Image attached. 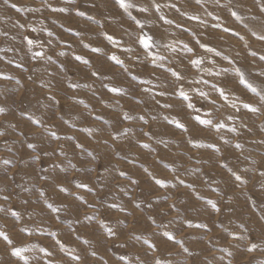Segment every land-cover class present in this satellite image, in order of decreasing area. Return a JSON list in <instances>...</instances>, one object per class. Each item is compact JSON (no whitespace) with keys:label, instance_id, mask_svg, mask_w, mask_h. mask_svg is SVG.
I'll list each match as a JSON object with an SVG mask.
<instances>
[{"label":"rangeland","instance_id":"obj_1","mask_svg":"<svg viewBox=\"0 0 264 264\" xmlns=\"http://www.w3.org/2000/svg\"><path fill=\"white\" fill-rule=\"evenodd\" d=\"M125 3L0 0V264H264V0Z\"/></svg>","mask_w":264,"mask_h":264},{"label":"snow or ice","instance_id":"obj_2","mask_svg":"<svg viewBox=\"0 0 264 264\" xmlns=\"http://www.w3.org/2000/svg\"><path fill=\"white\" fill-rule=\"evenodd\" d=\"M6 2H7V0H6ZM116 2H117L122 8L128 6V5L125 3V0H116ZM197 2H199V0H197ZM13 7H15V5H13ZM142 10H146V9H142ZM61 11H63V9H61ZM81 14H82V13H81ZM232 14H233V15H236L235 12H233ZM107 38H108L109 40L112 39L111 37H107ZM149 39H150V38L140 37V38H139V43H141L145 48H147V47L149 46ZM260 39H264V36L260 37ZM29 43H31V41H29ZM201 47H204V45H201ZM93 51H99V49H93ZM61 54H63V53H61ZM76 59H77V60H80L81 57L77 56ZM113 59H115V57H113ZM84 63H87V61H84ZM117 63H119V61H117ZM93 74L95 75V73H93ZM241 83H246V82L243 80V78H241ZM248 87L251 88V85H248ZM251 90H252V91H256L255 88H251ZM110 91H112V92H119L120 90L117 89V88H112V89H110ZM222 94H223V93H222ZM180 95L183 96L184 93L181 92ZM202 95H203V93H202ZM262 99H264V97H262ZM189 107H191V105H189ZM245 107H248V105H245ZM0 111H3V109H0ZM253 111H255V109H253ZM201 123H209V121H201ZM178 127H183V125H182V124H179ZM2 134H3V133H0V135H2ZM53 135H55V134L53 133ZM28 147L31 148V147H33V145L30 144V145H28ZM145 147H147V145H145ZM237 147H239V145H237ZM3 163L7 165V164L10 163V161H8V160H4ZM121 174L123 175V173H121ZM236 179L239 180L240 177L237 176ZM157 183H160V181H157ZM78 187H87V185H83V184H81V185H78ZM63 190H65V189H62V191H63ZM5 199H7V197H5ZM169 238L171 239L172 237H169ZM4 239H5V240H8V237H7L6 235H4ZM9 242H10V241H9ZM252 247L254 248L255 245H252ZM250 250H251V248L249 249V251H250ZM13 254L18 256L20 253H19L18 250H15V249H14V250H13ZM74 259H79V257H74ZM157 264H160V262L157 261Z\"/></svg>","mask_w":264,"mask_h":264}]
</instances>
